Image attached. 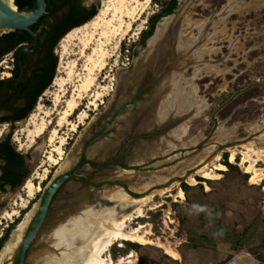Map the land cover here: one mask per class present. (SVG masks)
<instances>
[{
    "label": "rangeland",
    "instance_id": "374dc122",
    "mask_svg": "<svg viewBox=\"0 0 264 264\" xmlns=\"http://www.w3.org/2000/svg\"><path fill=\"white\" fill-rule=\"evenodd\" d=\"M171 1L151 0L133 23V29L118 44L106 47L104 68L93 71L89 89L68 93L66 98L74 97L76 103L69 120L57 126L58 115L54 114L47 130L35 142L30 141L26 120L32 113L42 117L52 107L58 87L51 84L27 118L0 125V141L11 137L13 146L22 155L26 172L20 186L0 191V237L19 219L11 229L9 241L25 216L29 212L35 214L41 193H37L27 207H21L27 199L23 190L25 183L31 179L36 186L40 184L44 188L55 175L68 170L77 160L75 151H79L87 131L90 130V134L96 131L109 112L120 104L115 103L119 77L122 78L147 50L151 36L144 44L142 36L150 29V19ZM101 2L84 0L83 4L99 10ZM181 13L175 45V62L180 67L171 68L161 93V104L174 87L176 101L181 105L184 97V109L188 108L191 116L181 124L175 122L165 135L143 139L149 145L172 136L166 148L159 149L161 155L153 154L152 161H142L141 171L116 167L93 171L84 165L81 172L91 176L93 182L102 181L101 184L93 187L78 178L75 181L82 182L81 189L92 190L93 195L113 189L115 194L119 190L141 199L154 193L150 201L142 203L144 216L133 221L134 226L147 225L143 232L150 233L147 235L150 243L135 246L124 241L120 246L121 242H116L109 250L115 263L134 251V257L121 264H264V0H177L174 12L162 16L156 29L164 20L174 23ZM60 41L55 53L54 79L66 77L64 71L58 72ZM171 79L175 81L173 87L168 84ZM177 88L184 91L179 93ZM95 103L96 106L92 105ZM38 105L40 108L36 110ZM60 110H65L64 103L60 104ZM180 112L178 108L175 114L179 116ZM81 113L87 114L86 119L80 120ZM55 128L57 133L49 142ZM182 129L186 135H182ZM61 141L65 143L64 155L53 165L48 157L50 153L58 157L52 148ZM251 141L259 153L242 162L240 150ZM110 143L108 136L96 142L89 148L88 156L98 161L114 158L118 143L109 146ZM100 150L107 154L105 159L100 158ZM232 150L236 153L233 162L230 161ZM132 158L134 160V154ZM220 164L224 170L217 169ZM248 167L261 171L255 182L251 180L253 173L246 171ZM202 168L204 170L200 171ZM206 172L210 174L206 176ZM146 175L158 177L141 184L139 176ZM43 176H46L44 181ZM67 186L55 193L50 205V214L55 215L47 220L42 232L54 227L50 225L54 218L80 211L79 201L71 206L59 204L70 199ZM193 203L206 204L221 212V216L211 225L204 214L189 216L186 210ZM74 206L77 209H73ZM13 211H17V215L10 216ZM219 228H223L225 234L214 237L213 233ZM40 237L27 254L28 264H34L29 262L30 257L45 247L38 244ZM18 247L3 264L15 263Z\"/></svg>",
    "mask_w": 264,
    "mask_h": 264
},
{
    "label": "bare ground",
    "instance_id": "6f19581e",
    "mask_svg": "<svg viewBox=\"0 0 264 264\" xmlns=\"http://www.w3.org/2000/svg\"><path fill=\"white\" fill-rule=\"evenodd\" d=\"M150 2L151 0H102L98 13L94 18L81 26L73 28L64 35L59 44L60 62L58 72L64 71L66 77L62 79L56 77L54 79L52 86H57L58 90L54 96L52 107L47 112H44V116L38 117L37 114L32 113L27 118L25 126L31 142H35L53 123L54 114L58 115L57 126H60L64 120H69L76 108V103L74 97L66 98L68 93L70 91L74 93L78 89H89L94 79L93 71L97 68H104L107 54L106 47L118 44L133 29V23L147 9ZM8 3L15 6L11 3V0H8ZM172 24L173 21L164 20L158 25L148 49L136 60L135 65L139 75L142 73L147 60L153 57L158 60L165 53V46L162 47V45L165 37L169 34ZM185 38L184 36L183 40ZM168 84L171 86L172 83L169 82ZM176 90L179 93L184 91L179 88ZM171 93H175L174 87ZM182 99V104L180 105L179 100L176 101V98H172L169 92L162 104L155 101L156 104L153 111L157 112V119L159 121L165 120L171 110L174 114L173 109L176 105L184 109L186 106L183 103L186 102L184 97ZM63 103L65 110L59 111V106ZM92 105L96 106V103ZM39 108L38 105L36 110H39ZM86 117V113L80 114V120L86 119ZM149 122L154 124L157 122L154 114L149 119ZM75 126L76 124H74ZM56 133L57 129L55 128L51 132L49 142L54 140ZM181 133L182 135L187 134L185 129H182ZM171 137L170 135L159 139L156 143H152L151 148L154 151L163 147L166 148L167 142ZM64 144L61 141L60 145L52 148V151L58 155L55 158L50 153L48 160L53 165L58 164L59 160L63 158L64 150L62 146ZM136 149V154H143L148 148L144 144H139ZM258 153L259 151H256L252 141L245 143L242 146V150H240L242 162L251 160ZM235 155V151L232 150L230 154L231 162H233ZM217 169L224 170V166L220 164ZM203 170V168L200 169V171ZM47 171L45 169V172ZM246 171L253 173L251 178L253 182L256 181L257 175L261 172L258 169H254V167H248ZM204 174L208 176L210 173L206 172ZM157 177L154 175L139 176L141 184L143 182H153L157 180ZM45 179L46 176L41 178L42 181ZM43 189L40 184L36 186L29 179L23 187L27 199L23 201L21 207H27V203L37 193H42ZM167 190L169 188L161 192H166ZM179 194L182 195L183 192L180 190ZM153 196L154 193L148 198L137 199L119 190L115 194L113 189L94 195L86 190L74 189L73 200L68 206L79 201L82 208L80 207V211L72 216L56 217L53 222L54 227L43 231L38 240V244L45 245V247L34 253L30 257V262L34 264H121L127 258L134 257L135 252L131 251L127 256L121 257L115 263L109 254V250L116 242H121L120 246H123L122 242L124 241L129 245L135 246L150 243L147 237L150 233L148 231L143 232L147 225L138 224L134 226L133 221L144 216L142 203L145 200L150 201ZM37 206L38 204L35 207V212ZM73 209H77V206H74ZM15 215H17V211H13L10 214V216ZM7 216L9 217V215ZM33 216V212H29L23 221L19 223L14 237L7 241L0 251V264H3L14 253Z\"/></svg>",
    "mask_w": 264,
    "mask_h": 264
},
{
    "label": "flooded vegetation",
    "instance_id": "af4514ba",
    "mask_svg": "<svg viewBox=\"0 0 264 264\" xmlns=\"http://www.w3.org/2000/svg\"><path fill=\"white\" fill-rule=\"evenodd\" d=\"M4 1L8 3V0ZM16 2L22 4V11H29L33 6V0H11V3L17 6ZM79 2L80 0H45L43 15L31 26L32 31L36 35V40L28 31L0 28V125L4 123L13 124L23 120L13 121L10 119L15 115L11 108H25L42 80L46 78V74L40 75L42 69H51L57 63L55 54L59 43V41H56L57 37L71 23L70 19L65 18V15L74 6H77ZM83 3L84 0H82V5H84ZM156 26L152 35L156 31ZM148 31L142 36V44L148 38ZM174 66L180 67L175 62V58H173L172 68ZM165 72L166 69L163 67L157 69L155 76L148 72L137 79L132 73V69H130L128 73L125 72L122 76L119 93L122 100L119 105H128L132 103L134 96L137 95V98L133 106L126 108L121 117L111 124L107 130L109 142L115 135H119L121 138L118 142L113 141V143H118L117 155L106 160L118 161V163L107 165L104 168L116 167L124 169L123 166L127 167L134 161L132 155L136 145L146 143L145 140L165 135L174 126L173 122L159 121L156 111L149 112L140 108L145 106L153 91L157 96V102H161V93L169 77L164 76L167 74ZM171 83L174 86V79H171ZM171 95L172 98H175V93H171ZM113 110L109 112L108 117ZM153 114L157 122L155 124L150 122L152 123L151 125L146 124V120L151 119ZM121 121L124 122L125 129L123 132L119 127V122ZM127 156L131 157L127 158ZM87 157L94 164L100 162L95 158L91 159L88 155ZM84 165L89 166L88 163ZM90 168L93 171L102 169ZM81 174L84 176L78 177V179L90 184L91 176L82 172ZM91 192L92 190L89 193Z\"/></svg>",
    "mask_w": 264,
    "mask_h": 264
},
{
    "label": "water",
    "instance_id": "95a60500",
    "mask_svg": "<svg viewBox=\"0 0 264 264\" xmlns=\"http://www.w3.org/2000/svg\"><path fill=\"white\" fill-rule=\"evenodd\" d=\"M44 9H45V0H33V6L29 11H20L18 9V7L12 6L9 3L5 2L4 0H0V28L2 29H15V30H25L28 31L36 40V35L35 33L32 31L31 26L36 23L40 17L43 15L44 13ZM166 16H170V15H166ZM181 17H182V13L176 17L174 23L172 24V26L169 29V34L165 37L164 39V43L162 45V47L165 46V53L162 54L161 58H159L158 60L155 59V57L151 58L150 60H147V62L145 63V67L143 68L142 73L139 75V73H137L138 71L136 70V60L133 62V65L131 66L130 69H132V73L134 74V76L139 79L141 77H143L146 73L151 72L152 74H154L155 76V72L157 71V69L163 68L166 69L167 74H165L164 76H168L171 72V68H172V62H173V58L176 57V51H175V45H176V38H177V31H178V27H179V23L181 21ZM75 28V27H73ZM73 28L69 29L66 34L71 31ZM156 33V32H155ZM155 33L148 39V45H147V49L150 45L151 40L153 39ZM128 69L126 71V73L129 72ZM122 69L119 70V74L120 71ZM121 80L122 78L119 77L118 80V89H117V94L115 95V103L119 104L120 103V97H119V93H120V87H121ZM166 91V90H165ZM137 98V95L134 96L132 103L128 104V105H117L115 107V109L113 110V112L111 113V115L109 117H107L101 124V126L94 131L92 134H90V130L87 131V133L85 134V136L83 137L82 141L79 144L78 147V152L75 151V155H77V160L75 161V163L65 172L59 173L57 175H55L44 187L39 202H38V206H37V210L34 214V216L32 217L30 223L28 224L22 240L19 244V247L17 249L16 252V258H15V263L14 264H28L27 262V254L29 252V250L31 249L33 243H35V241L37 240V238L39 237V235H41L42 230H43V226L46 224L47 220L49 218H53V216L55 215V213L50 214V205L52 202V199L55 195V193L62 188L63 186H68L66 187V192L70 193V199H68L67 201L61 202L59 204L62 203H67L68 205L71 203V201L73 200V195H74V189H80V190H86V189H81V187L84 185L82 184V182H76L75 180L78 177H83L84 175L81 174V170L84 166L85 163H88L90 167L94 168V169H99V168H104L107 165H111L114 163H118V161H106V160H102L97 164H94L88 157V151L89 148L95 144L96 142H101L102 140H104L107 137V130L109 128V126L111 124H113L114 122H116L120 117L121 114L123 113V111L126 108H129L131 106H133L135 100ZM157 100V96L155 94V92L153 91L151 94L150 99L147 100L145 106L140 107L141 109L144 110H148L149 112H152L155 108V104ZM179 106L176 105V107H174V114L173 111L171 110L169 112V114H167L165 120L167 123H175L176 124H181L182 122H184V120H187V118H189L192 114L191 111L189 110H185V109H181L182 112H180L181 114L178 116V114H175V110L178 109ZM147 121V122H146ZM146 124L151 125L152 123L149 122V120H146ZM151 121V120H150ZM149 122V123H148ZM120 125V129L123 132L124 131V122L121 121L119 122ZM121 136L119 135H115L114 137H112V139H110L111 143L109 144V146H111V144L114 142H118L120 141ZM144 145L148 148L143 154H136L135 152H137L136 147L138 145H136L134 147V161L133 163L129 164V166L124 167V169L126 170H135V171H141V165L143 164L142 161L143 160H149L152 161L153 158L152 155H161L162 152L159 150L154 151L151 146L153 144H145ZM99 155H101V159H105L107 154H105V151L100 150L99 151ZM136 175V174H135ZM102 181H90V185H92L93 187H98L101 184ZM110 182V181H109ZM121 184H124L123 181L120 182ZM87 191V190H86ZM65 192V193H66ZM66 196V194H63V197ZM134 198V197H133ZM56 218H54L55 221ZM53 221V222H54ZM53 223H51L50 225H52ZM30 262V260H29Z\"/></svg>",
    "mask_w": 264,
    "mask_h": 264
},
{
    "label": "trees",
    "instance_id": "16d2710c",
    "mask_svg": "<svg viewBox=\"0 0 264 264\" xmlns=\"http://www.w3.org/2000/svg\"><path fill=\"white\" fill-rule=\"evenodd\" d=\"M16 3L18 9L22 11V4L19 2ZM176 6L177 0H172L163 8L162 12L151 17V28L148 31L147 37L152 35L154 28L160 18L164 15H171L174 12ZM97 13L98 10L94 6L86 8L84 5H82V0H80L79 4L77 6H74L70 10V12L65 15V18L70 19L71 23L58 35L56 41H60V39L64 37L69 29L81 26L90 21L97 15ZM55 67L56 64L53 65L51 69H42V73H40V75L46 74V78L42 80L37 91L33 93L31 101L25 108H11V111H13L15 115L10 119L16 121L25 119L30 115V113L36 106L38 98L42 95L45 89H47L52 84L55 74ZM25 177L26 172L24 171L22 155L13 146L11 137L9 136L0 142V190L5 191L7 186H20L23 183ZM18 221L19 219L12 223L10 225V228L6 230V233L0 237V250L8 240L11 229L16 225Z\"/></svg>",
    "mask_w": 264,
    "mask_h": 264
},
{
    "label": "clouds",
    "instance_id": "9594fccd",
    "mask_svg": "<svg viewBox=\"0 0 264 264\" xmlns=\"http://www.w3.org/2000/svg\"><path fill=\"white\" fill-rule=\"evenodd\" d=\"M187 215L192 216V215H200L204 214L205 217L208 220L209 225L212 224L213 220L216 218H219L221 216V212L211 208L210 206L204 204H198V203H193L190 205V207L186 210ZM225 234V230L223 228L217 229L215 233H213L214 237H222Z\"/></svg>",
    "mask_w": 264,
    "mask_h": 264
}]
</instances>
